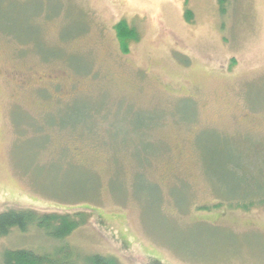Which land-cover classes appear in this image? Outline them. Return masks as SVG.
Segmentation results:
<instances>
[{"label":"rangeland","instance_id":"rangeland-1","mask_svg":"<svg viewBox=\"0 0 264 264\" xmlns=\"http://www.w3.org/2000/svg\"><path fill=\"white\" fill-rule=\"evenodd\" d=\"M263 202L264 0H0V212L87 219L0 264H264Z\"/></svg>","mask_w":264,"mask_h":264},{"label":"trees","instance_id":"trees-1","mask_svg":"<svg viewBox=\"0 0 264 264\" xmlns=\"http://www.w3.org/2000/svg\"><path fill=\"white\" fill-rule=\"evenodd\" d=\"M9 2L12 0H8ZM229 0H218L220 9L222 12L226 10V6ZM16 15H10V23L12 24V18ZM188 21L193 18L192 11L187 10L185 13ZM117 29L122 35H128L131 39L136 40L137 34L127 22L121 23L117 26ZM8 34V33H7ZM12 35V34H9ZM123 37V36H122ZM124 38V37H123ZM125 39V38H124ZM127 45V41L124 46ZM244 208L249 206L243 204ZM252 203L250 206H253ZM264 205V202L262 203ZM87 219L84 214L78 212L77 214H62V213H46L41 214L36 210L30 209H11L0 212V236L8 235L13 228L26 231L32 226H37L44 232L59 240L66 239L71 233L76 231L78 227L85 224ZM4 264H78V257L74 249L69 245L57 247L54 252L41 253L36 250L28 248H13L3 252ZM87 264H120L113 256H106L101 254H91L85 258Z\"/></svg>","mask_w":264,"mask_h":264}]
</instances>
